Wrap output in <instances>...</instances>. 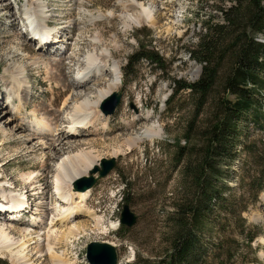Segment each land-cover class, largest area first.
I'll use <instances>...</instances> for the list:
<instances>
[{
	"label": "rangeland",
	"instance_id": "1",
	"mask_svg": "<svg viewBox=\"0 0 264 264\" xmlns=\"http://www.w3.org/2000/svg\"><path fill=\"white\" fill-rule=\"evenodd\" d=\"M132 2L144 4L140 19L135 18V8L129 5ZM262 2L264 3V0ZM11 4L12 10L16 12L22 8L28 11L26 15H29V19L25 26L23 23L26 15L22 14L24 19L20 18L22 27L19 29L17 25L16 28L9 25V18L0 16V80L9 63L4 54L15 50L14 59L19 64L22 63L27 71L25 85L28 91H33L34 94L29 101L31 92H15L18 93L16 102L5 103L7 91L11 87L8 85L4 88L0 82V107L5 111L3 118L11 116L10 110L17 103L28 102L27 112L36 110L38 117L46 118H52L53 113L59 114L60 119L56 120L54 125L60 123L63 127L67 120L65 121V117L64 121L61 120L62 116L69 112L70 107L73 106L71 111L74 108L75 99L68 98L69 93L83 94L78 99L82 101L84 96L88 98L89 95H94L95 88H101L106 79H112L115 76L113 73L117 75L121 72V85L117 89L121 95L120 102L114 112L108 114V126L112 132L78 137L83 141L93 140L98 154H101L100 157H113L115 164L107 175L98 178L89 189L91 195L84 202V208L94 212V215L89 220L87 229L74 240L56 244L55 251L65 263L75 261V264H88L85 259L86 244L93 240L107 241L116 248L117 264H131L137 260L148 259L155 262L166 252L170 235L166 218L173 212V205L182 183V164L175 162L172 154L175 137L182 133L187 124L194 125L193 121L198 123L200 118L207 114L206 107L197 116L196 102L194 103L186 90L173 94L176 86L174 80L192 82L199 77L201 64L189 57L188 50L197 43L203 24L207 20H221L219 8L228 5L229 1L20 0V3L16 4L12 0ZM157 12H161L163 16L156 19V23L150 22V18H153V14L156 16ZM168 12H171V16ZM45 22L48 24L45 25ZM29 24L43 28L46 33L51 31L60 36L61 41L55 43V48L53 46L39 49L33 38L26 35ZM257 38L264 41V33L259 34ZM142 46L144 49L156 51L161 58L160 62L151 63L147 59H141L133 66V73L124 74L128 57L142 50ZM32 56H41L36 65L31 64ZM46 59H56L58 62L50 65ZM90 59H96L97 62L93 61L97 66L94 62L92 64ZM101 62L106 66L100 67L103 76L98 82H92L91 78H88L89 85L86 87L84 81L71 82V75L81 72L80 70L86 73V77H92V70ZM12 87L11 90L16 89L15 86ZM91 96L89 98L92 99ZM66 97L67 107L63 105ZM261 98L264 114V95ZM42 105L46 107L43 111ZM123 109L134 113L150 112L152 118L146 121L145 125L155 123L160 133L152 140L145 139L132 152L124 155L112 154V145L108 138L122 133L121 129L116 127L126 121L121 114ZM196 118L198 119L195 120ZM102 121L97 125L99 131L103 129ZM14 123L17 124L18 120H14ZM24 124L29 128L31 126L27 121H24ZM24 128L23 133H27V128ZM126 137L128 136L124 138ZM28 139L30 145L38 138L29 136ZM47 139L53 140L48 135L41 137L40 142L43 143ZM16 140L0 133V142L4 141L0 144V180L7 185L3 186L6 193L12 191L17 195L28 186L27 180H23L21 175L34 171V174L38 175V181L29 187L26 194L34 209L39 200L49 202L51 198L54 172L50 170L46 179L40 174L44 165H50L52 169L56 159L49 160L44 157L42 150L47 149L39 148L35 154H28ZM253 140L256 141V153L255 157H249L240 144ZM238 141L234 158L221 163L223 179L215 185L222 191V199L224 197L227 204L219 208L220 203H214L211 212L207 213L203 229L198 233L204 252L195 264H264V190L257 191L255 181L260 173L257 170L264 172V159L261 157L264 153V118L254 123L253 118L247 116L241 124ZM104 143L109 146L106 147ZM182 143L184 141L181 139ZM43 186L41 199L31 195L33 188L41 189ZM1 193L0 191V198ZM48 202L46 203L50 206L51 203ZM124 203L137 215L136 223L126 229L121 228L119 223ZM31 217L30 213L29 219ZM96 218L100 219V228L96 227L97 230L94 228ZM81 219L86 220L87 216H82ZM253 224H257L258 228L252 226ZM254 231H257L256 237L249 246L245 238L249 232ZM1 245L0 242V264H20L15 261L13 252ZM28 250L32 254L33 264H51L46 251L43 250L42 255H39L34 244H31Z\"/></svg>",
	"mask_w": 264,
	"mask_h": 264
},
{
	"label": "trees",
	"instance_id": "2",
	"mask_svg": "<svg viewBox=\"0 0 264 264\" xmlns=\"http://www.w3.org/2000/svg\"><path fill=\"white\" fill-rule=\"evenodd\" d=\"M220 7L221 20H207L197 43L188 50L189 57L201 64L199 77L188 82L174 80V95L186 90L197 105V116L207 107V114L194 125L187 124L175 137L173 159L182 164L179 195L168 215V246L156 261L137 260L131 264H195L204 252L199 232L214 203L226 206L221 190L215 185L223 179L221 163L234 158L239 132L247 116L258 122L264 95V3L262 0H228ZM141 59L159 63L153 49L137 51L128 57L124 74L133 73ZM232 97V98H229ZM173 98L171 97V100ZM196 118L195 120H197ZM181 139L184 143L181 144ZM256 141L240 144L249 157H255ZM264 147V144H262ZM264 159V153L261 154ZM249 170V169H247ZM257 191L264 190V176L257 170ZM127 199V198H126ZM246 206L244 207V209ZM255 228L257 224H253ZM121 228L126 229L121 225ZM242 231V230H241ZM257 231L249 232L250 246Z\"/></svg>",
	"mask_w": 264,
	"mask_h": 264
},
{
	"label": "bare ground",
	"instance_id": "3",
	"mask_svg": "<svg viewBox=\"0 0 264 264\" xmlns=\"http://www.w3.org/2000/svg\"><path fill=\"white\" fill-rule=\"evenodd\" d=\"M10 1L12 2V0ZM10 1L6 0L5 2V0H0V16L9 18V25L13 28H16L17 25V27L19 26L20 29V25L18 24L21 20L20 18L22 17V14L26 15L28 11H25L23 8L19 9L18 12L12 10V4ZM14 1L16 3H20V0ZM137 4L132 2L129 5L132 8H135V18L140 19V16H142L141 12L144 10V4L141 2H138ZM171 12H168L167 14L171 16ZM161 15V12H157L156 16L153 14V18H150V22L156 23V19L158 20ZM24 18L29 19V15H26ZM36 30L40 32L38 28H36ZM36 30L32 28V31L28 32H30L31 35H37V32H35ZM47 33H49L48 37L45 38L43 42L38 44L39 49L53 47L56 45V42L61 41L60 36L54 35V33H51V31ZM13 34L15 36V32H13ZM16 34L19 37V34ZM15 55V50H9L6 54H4V57L9 60V63L3 70L0 80L1 85L4 88H6L8 85H10L11 88H13L12 86L16 87L15 90H11L10 88L7 91V96L4 102L8 104L18 99V93L28 94V92H31L28 91L27 86L25 85L27 82L26 68L22 65V63L19 64V62L14 59ZM38 58H41V56ZM38 58L32 56L31 59L33 62L31 64H37ZM55 60L56 59H46V62L48 61L50 65L51 63L55 65L58 62ZM90 60L92 61V64L94 62L93 60L97 62L96 59ZM43 62L45 61L43 60ZM96 62H94V64ZM103 63H98L99 66L96 67L95 70H92V77H87L85 80H83L85 87L86 85H89V81L87 80L90 78L92 82H98L99 78L103 76V72H101L100 69L102 65H105ZM95 65L97 66V64ZM74 73L78 75L77 72ZM97 74H99V76ZM76 75L71 76V82L76 81ZM113 75L115 76L112 77V79L111 77L106 79V82L103 83L101 88L98 90L95 88V92L93 91V93H95L94 95H89L88 98L84 96L82 101H78V99L83 96L81 93L76 92L74 94L71 92L67 95V97L69 96L68 98L75 99V102L73 104V110L71 111V108L73 107L72 106L70 107L69 112L62 116L63 118L61 120L64 121V117L66 118L65 121L67 120V123L65 125L63 124V127L60 126V123L59 125L57 123L54 125L56 120L60 119V117L59 114L53 113L51 108H49V110L53 113L52 118L38 117V112L36 110H31L28 112L26 111L28 102L17 103L10 110L11 116L3 118L5 111H3V108L0 107V133L3 136H7L11 140L17 139L16 141H18L21 149L28 154H35L34 152H36L39 148L47 149V151L42 150L44 157L49 160L56 159L55 163L52 165V169L50 165L49 167L48 165H44L40 174L46 179L48 178L50 170L54 172L52 177V190L50 191L51 199H49V202L44 199L46 202L51 203V205L48 206L46 202L39 200L38 206L36 204L35 208L33 209L31 204V209H33L29 212L32 215L31 219L23 220V217L17 218V216L20 215V213H25V207H27L28 203L30 202L29 197L26 194H28L29 187H31L34 182L38 181L36 180L38 175L34 174V171H31L27 174H22L21 177L23 180H27L26 183L28 186H25L23 188V192H18L17 195L12 193V191L6 193L3 186L7 185L0 181V191L2 192V199H0V207H2L0 208V218L2 219L0 222V242L2 243V247L8 248V250L13 252L15 255L14 259L17 263L33 264L31 260L32 254L29 253L30 250H28V248L31 244H34L37 249L36 252H39V255H42L43 250L46 251L51 264H75V261L73 263H65L64 260H61L57 254L58 252L55 251V245L58 243L65 244L71 240H74L77 235L87 229V225L89 226L90 224L89 220H91V217L94 215V212L87 211L84 208V202H86V200L91 195L90 190L87 189L85 191H75L72 189V181L77 177L87 175L93 166L100 165L102 156L100 157L101 154H98V149H96L94 146L95 143L93 140L83 141L82 136L95 135L98 132H101V134L103 132H112L111 128L108 126L110 122V115H105L103 113L102 109L100 108V102L112 92L117 91L121 85V72L119 71V74L117 75L113 73ZM33 94L34 92L32 91L28 97L29 101L33 97ZM80 94L81 96H79ZM85 94H87V91ZM90 96L92 99L89 98ZM67 97L63 102L65 107L68 106ZM48 105L49 104H46V106ZM45 109L46 107L42 105L41 111ZM121 114L122 117H125L126 121L123 122V124L118 125L116 128L119 130L121 129L122 133L110 136L108 138L110 145H112L110 146L112 147V154L124 155L127 152H132L136 146L145 139L152 140L154 136H157L160 133L155 123L149 126L145 125V122L152 118L150 112L134 113L123 109ZM14 120H18V123L15 124ZM101 120H103V129L102 131H99L97 125L101 123ZM24 121H27V123L31 124L30 128L24 124ZM10 123H12V127H10ZM23 125L27 128V133H23L25 130ZM48 135H50L53 140L50 139V141H48L47 139V141L41 143V137L45 138V136ZM29 136H34L38 139H36L35 143L32 142L30 145H28L30 142L28 139ZM125 136L128 137L124 138ZM78 137L82 138L80 139ZM2 143H4V141L0 142V144ZM105 145L106 147L109 146V144ZM43 189L44 186L41 189L33 188V193H31V195H36L38 199H41L40 195L43 193ZM55 201L57 203H54ZM8 202H14L12 203V210L9 207L10 205H7ZM59 205L61 206L59 207ZM5 209H9V211H6ZM9 216H11V218L14 220L8 219ZM82 216H87V219L82 220ZM95 221L94 228L96 229L97 227V229H99L100 219L96 218ZM101 230L102 229H100V231Z\"/></svg>",
	"mask_w": 264,
	"mask_h": 264
},
{
	"label": "water",
	"instance_id": "4",
	"mask_svg": "<svg viewBox=\"0 0 264 264\" xmlns=\"http://www.w3.org/2000/svg\"><path fill=\"white\" fill-rule=\"evenodd\" d=\"M120 93L112 92L103 99L100 108L105 114L114 112L120 102ZM115 160L111 158H102L99 166H93L87 175L75 178L72 181V189L75 191H85L96 183L98 178L108 174L113 168ZM137 215L130 209L129 205L124 203L120 211L119 223L131 227L136 223ZM85 259L89 264H117V252L113 244L107 241L93 240L85 246Z\"/></svg>",
	"mask_w": 264,
	"mask_h": 264
}]
</instances>
